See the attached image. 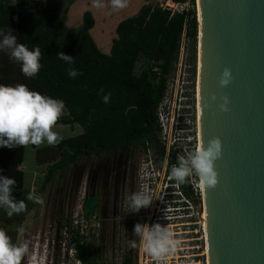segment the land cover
I'll return each instance as SVG.
<instances>
[{
  "label": "trees",
  "instance_id": "16d2710c",
  "mask_svg": "<svg viewBox=\"0 0 264 264\" xmlns=\"http://www.w3.org/2000/svg\"><path fill=\"white\" fill-rule=\"evenodd\" d=\"M67 1L71 4L74 0ZM171 1L188 3L191 7L173 11L158 4H142L134 15L116 24V36L109 52L104 53L90 35L94 18L89 10L83 12L80 27L73 29L65 23L69 6L65 5L61 13L59 0H0V31L12 30L17 43L29 50L39 46L43 65L35 78H27L21 71V63L12 62L9 54L0 50V85L24 84L31 91L64 101L67 113L61 115L57 124L70 127L79 124L83 129L79 134L63 138L55 149L50 146L40 152L54 155L56 150L59 156L47 166L42 188L56 170L63 171L96 152L124 150L134 144L141 145L142 150L157 147L156 109L166 90L168 76L175 69L182 39L190 49L193 79L196 74L195 0ZM59 52L73 57L75 62L69 65L57 59ZM141 57L145 66L135 74L136 62ZM70 67L81 74L70 78ZM100 89L104 92L100 93ZM107 93H111V99L105 104L103 95ZM23 151L24 146L0 147V176L16 180L12 195L17 201H25L29 210L34 203L23 191V172L19 168ZM49 158L45 161H50ZM182 186L187 193L190 191L188 182ZM28 210L11 217L17 219L13 234L8 235L11 239ZM11 218L0 208V222ZM81 255L96 258L84 251Z\"/></svg>",
  "mask_w": 264,
  "mask_h": 264
},
{
  "label": "water",
  "instance_id": "95a60500",
  "mask_svg": "<svg viewBox=\"0 0 264 264\" xmlns=\"http://www.w3.org/2000/svg\"><path fill=\"white\" fill-rule=\"evenodd\" d=\"M195 2L200 144L222 142L219 182L196 199L205 211L208 261L264 264V0ZM225 69L232 79L221 87ZM224 97L227 112L219 107Z\"/></svg>",
  "mask_w": 264,
  "mask_h": 264
},
{
  "label": "built area",
  "instance_id": "2783aa9c",
  "mask_svg": "<svg viewBox=\"0 0 264 264\" xmlns=\"http://www.w3.org/2000/svg\"><path fill=\"white\" fill-rule=\"evenodd\" d=\"M183 41L176 64L184 51ZM170 79L156 109L157 147L142 150L128 199L107 211L105 217H99L97 206L85 207L91 209L87 215L77 213L65 222L57 219L26 235L16 234L11 239L14 244L29 242V253L21 264H207L205 211L202 202L199 210L196 200L202 199L199 178H190L188 193L182 184L169 179L178 158L187 157L199 146L197 77H192L191 64L184 63ZM140 192L149 195L152 203L132 212L130 198ZM137 223L169 226L174 238L181 241L176 252L162 261L153 259L134 234ZM133 240L136 248L130 247ZM82 251L97 257H83Z\"/></svg>",
  "mask_w": 264,
  "mask_h": 264
},
{
  "label": "clouds",
  "instance_id": "9594fccd",
  "mask_svg": "<svg viewBox=\"0 0 264 264\" xmlns=\"http://www.w3.org/2000/svg\"><path fill=\"white\" fill-rule=\"evenodd\" d=\"M113 10H121L127 7V0H110ZM93 7L101 9L106 7L102 0H94ZM0 50L9 54V59L14 63H21V71L27 78H35L43 65L41 64L42 53L39 46L32 50L21 43H17V37L12 30L6 33L0 31ZM57 59L72 65L75 59L63 52L57 54ZM81 73L75 68H69L70 78H76ZM232 74L225 69L220 79L221 87L229 85ZM100 93L104 90L100 89ZM111 93L103 95V102L109 103ZM215 101L216 97L213 96ZM229 100L224 97L219 106L220 111L227 112ZM65 110V103L48 96L41 95L37 91H31L24 84L13 86L0 85V147L9 149L17 146L35 145L47 143L57 146L63 137L56 131L57 122ZM222 157V142L219 138L208 141L207 146H198L187 157L180 156L178 164L171 168L169 179L178 184H185L191 177L199 178L202 187L215 188L218 184V173L215 170V162ZM16 180L0 176V208L11 218L14 214L19 215L28 210L25 201H17L12 195ZM35 204L43 205L44 200L35 193L27 197ZM130 207L132 212H139L142 208H148L152 199L149 195L140 192L131 196ZM23 231L22 228L18 229ZM134 234L140 237L142 250L156 261H162L176 252L181 241L174 238V233L169 226H161L159 223L152 225L137 223ZM130 247L136 248V241L129 242ZM29 253V242L14 244L3 229H0V264H21V261Z\"/></svg>",
  "mask_w": 264,
  "mask_h": 264
},
{
  "label": "rangeland",
  "instance_id": "374dc122",
  "mask_svg": "<svg viewBox=\"0 0 264 264\" xmlns=\"http://www.w3.org/2000/svg\"><path fill=\"white\" fill-rule=\"evenodd\" d=\"M93 3L94 0H74L71 4H68L67 0H59V11L62 13L64 6L68 5L69 9L65 23L68 27L77 29L82 23L83 12L89 10L94 18L90 35L97 47L104 53L109 51L112 39L116 36V24L120 20L134 15L142 4H158L173 11L191 7L188 3L178 4L173 3L171 0H127V7L121 10H113L110 0H102L106 7L101 9L93 7ZM196 15H198L197 9ZM183 44L184 51L180 54L182 56L179 55L174 73L172 72L173 74L171 73L168 79L176 77L179 66L190 63V49L185 39ZM197 59L196 46V74ZM144 66L145 60L141 57L136 62L134 73L138 74ZM82 130L79 124L70 127L61 123L57 124L54 129L63 138L79 134ZM48 147L50 145L46 142L39 146H24L23 161L20 164L23 172V191L28 195L30 193L39 195L43 198L44 203L43 205L34 203V206L28 210L20 227H18V229L22 228L23 231L17 229L16 234L26 235L34 230L42 229L48 223L57 219L65 222L77 213L87 215L91 209L85 207L93 208L97 206L99 217H105L106 211L109 212V210L115 209L119 202L126 201L127 196H130L133 192L136 163L142 157L141 145L134 144L124 150L99 151L93 155L82 157L67 169L63 171L56 170L51 180L42 188L41 184L47 166L59 157L56 150H54V155L50 153L40 154ZM51 147L55 149V146ZM51 156H54V158ZM46 158H49L50 161H45ZM16 222V218L2 219L0 229H3L7 235H12ZM95 257L97 256L95 255Z\"/></svg>",
  "mask_w": 264,
  "mask_h": 264
},
{
  "label": "bare ground",
  "instance_id": "6f19581e",
  "mask_svg": "<svg viewBox=\"0 0 264 264\" xmlns=\"http://www.w3.org/2000/svg\"><path fill=\"white\" fill-rule=\"evenodd\" d=\"M170 1V0H169ZM197 4H198V0H197ZM198 7V5H197ZM198 23H200V14H199V7H198ZM197 136H198V139H199V146L201 145L200 144V118H199V59H197ZM202 187V186H201ZM202 190H203V187H202ZM205 213H203V216ZM206 254L208 255V248L206 246ZM207 264H209V261H208V256H207Z\"/></svg>",
  "mask_w": 264,
  "mask_h": 264
},
{
  "label": "crops",
  "instance_id": "0c3cea01",
  "mask_svg": "<svg viewBox=\"0 0 264 264\" xmlns=\"http://www.w3.org/2000/svg\"><path fill=\"white\" fill-rule=\"evenodd\" d=\"M87 3H89V2H87ZM66 21V20H65ZM90 32V31H89ZM111 47V46H110ZM105 51H106V49H104ZM107 50H108V46H107ZM109 50H110V48H109ZM109 52V51H108ZM107 52V53H108ZM67 113V111H66V109L64 110V113L63 114H66ZM19 168H20V165H19ZM21 169V168H20Z\"/></svg>",
  "mask_w": 264,
  "mask_h": 264
},
{
  "label": "flooded vegetation",
  "instance_id": "af4514ba",
  "mask_svg": "<svg viewBox=\"0 0 264 264\" xmlns=\"http://www.w3.org/2000/svg\"><path fill=\"white\" fill-rule=\"evenodd\" d=\"M106 214H107V211H106Z\"/></svg>",
  "mask_w": 264,
  "mask_h": 264
}]
</instances>
